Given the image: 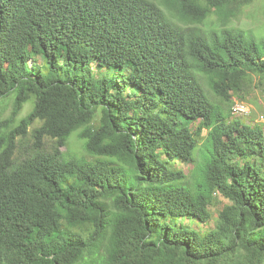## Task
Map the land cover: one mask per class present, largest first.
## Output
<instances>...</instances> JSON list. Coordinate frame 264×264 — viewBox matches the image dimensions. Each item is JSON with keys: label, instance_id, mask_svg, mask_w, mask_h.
<instances>
[{"label": "trees", "instance_id": "1", "mask_svg": "<svg viewBox=\"0 0 264 264\" xmlns=\"http://www.w3.org/2000/svg\"><path fill=\"white\" fill-rule=\"evenodd\" d=\"M258 1L0 0V264H264Z\"/></svg>", "mask_w": 264, "mask_h": 264}, {"label": "rangeland", "instance_id": "2", "mask_svg": "<svg viewBox=\"0 0 264 264\" xmlns=\"http://www.w3.org/2000/svg\"><path fill=\"white\" fill-rule=\"evenodd\" d=\"M233 26L238 27L240 29L246 30L249 33H252L257 37L258 40H264V0H260L254 5L250 6L246 9L244 16L241 17L239 21H236ZM248 102H245L246 105L251 109L252 115L247 117H234L236 119H240L246 121L247 124H251L253 122L263 123L264 124V93L261 89H258L254 94L249 97ZM29 110V107L26 108L22 117H24ZM11 113V108L4 115L8 117ZM242 132V129L239 133ZM207 132H204L203 136H206ZM45 144L51 148L53 141L50 139H44ZM34 145V139L29 134L26 139L22 141L20 144V148L18 150L17 156L19 159H23L27 157L29 153L32 151V147ZM63 152H66L67 155H73L74 157H80L85 154L84 151V143L78 139L76 135H74L69 143V147L62 148ZM179 168H182L186 174L191 176V173L194 169L193 164H180ZM226 204H229V201L223 197H219L217 203L210 207V213L212 214V219L209 223L198 224L194 220L181 219L180 222L182 224L193 226L194 228L201 230L202 232H206L207 230L214 229L215 224L219 218L220 212L223 210Z\"/></svg>", "mask_w": 264, "mask_h": 264}, {"label": "built area", "instance_id": "3", "mask_svg": "<svg viewBox=\"0 0 264 264\" xmlns=\"http://www.w3.org/2000/svg\"><path fill=\"white\" fill-rule=\"evenodd\" d=\"M234 105H233V116L234 117H247L252 114L251 109L246 105V103L240 101L237 98L233 99Z\"/></svg>", "mask_w": 264, "mask_h": 264}]
</instances>
